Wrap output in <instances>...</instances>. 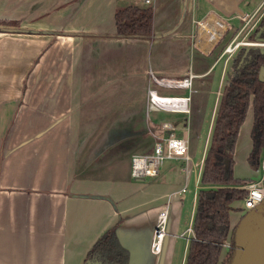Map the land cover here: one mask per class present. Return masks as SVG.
Instances as JSON below:
<instances>
[{"label": "crops", "instance_id": "obj_1", "mask_svg": "<svg viewBox=\"0 0 264 264\" xmlns=\"http://www.w3.org/2000/svg\"><path fill=\"white\" fill-rule=\"evenodd\" d=\"M165 1L148 5L154 10L153 37L122 38L115 20L117 9L129 5L122 0H0V264H85L94 243L114 227L130 251L129 264L186 263L193 238L186 231L195 221L200 174L222 94L199 164L198 90L168 82L191 74L195 82L222 59L224 81L229 59L224 49L244 31L242 13L249 12L241 7L245 0H204L201 16L194 0H168L163 10ZM263 6L259 1L252 14L259 17ZM186 8L201 17L195 26L182 19ZM234 18L242 26L222 46L231 29L226 20ZM219 19L223 30L211 40ZM180 22L170 39L156 37ZM188 39L204 54H214L218 45L221 52L206 61L208 68L199 55L195 67L187 58ZM150 90L193 95L192 109H159L150 104ZM170 132L188 140L191 159H166L157 176L134 178L133 155L153 150L154 133L164 138ZM251 146L252 140L243 171L236 172V160L235 174L255 180L261 165L249 163ZM168 203L170 233L163 253L154 254L157 217ZM243 211L231 212L233 226Z\"/></svg>", "mask_w": 264, "mask_h": 264}, {"label": "trees", "instance_id": "obj_2", "mask_svg": "<svg viewBox=\"0 0 264 264\" xmlns=\"http://www.w3.org/2000/svg\"><path fill=\"white\" fill-rule=\"evenodd\" d=\"M116 35L122 38H151L154 10L151 6L128 5L115 13ZM247 42L264 43V14L247 37ZM264 45L242 44L233 56L221 96L201 172L200 188L185 264H231L235 254V229L231 212L244 201L242 186L252 179L236 176L234 153L240 130L252 108V146L249 163L258 168L264 157ZM243 215L244 212H243ZM230 241L231 246L224 243ZM89 251L85 264H129L130 251L120 242L116 227L100 236ZM226 250V251H225Z\"/></svg>", "mask_w": 264, "mask_h": 264}, {"label": "rangeland", "instance_id": "obj_3", "mask_svg": "<svg viewBox=\"0 0 264 264\" xmlns=\"http://www.w3.org/2000/svg\"><path fill=\"white\" fill-rule=\"evenodd\" d=\"M194 1L199 3V15L201 16L202 12L204 11V5L203 4H205V2H204V0H194ZM259 1H261V0H247V1L245 0V2L241 5V7H244L245 11H248L249 14H252L253 8L256 7V4H258ZM122 2H124L125 4H129V5H140V6L151 5V3L150 4L145 3L143 0H122ZM167 3H168V0L165 1V5L163 7V10H165V6ZM263 14H264V8H262V10H261V16ZM199 15L197 13L193 14L192 11H189V10L187 11V8H186V11L184 12V14L182 16V19H183V21H187L189 19L191 21L193 20V23L195 26V22H197L196 20L198 18H201V17H199ZM165 17H166V15L164 13L160 16V19L161 20L165 19ZM176 18H177V15H176ZM259 20H260V18L258 19V21ZM226 21L229 23V25H231V29L224 33L225 37L223 38V40L221 42L222 46H223V44H225V42L230 40V38L235 35V33H236L235 31L242 26V21L239 18H234L232 21L227 19ZM180 26H181V22L178 23L177 25L174 24L171 28H168L169 31H166L164 33L157 32L156 37L164 36V38H165L164 41H166V40L171 38V32L176 31L178 28H180ZM254 27H252L250 25L247 28H245L244 31L238 33V35L235 37L236 39L234 40L233 47L231 49L229 48L230 49L229 51H226L228 45L225 47L224 53H225V55H227V57H229V59H228L226 66H225L226 73H224V75H223L224 81L221 82V78H222L221 73H222V70L224 68V59L219 60L216 63H214L212 65L211 70L204 77H201V78L196 77L195 82H193L194 76L192 77L191 87L195 86L194 88L198 90L197 94L194 95V104H195L194 107H195V110L198 111L196 114V118L198 119L197 121L199 123H201L200 129L194 128L198 131V134H200V138L197 139V141H196V154L197 155L195 156L196 162L199 164H201V159H202V156L204 154V147H205L206 138L208 136V131L212 126L214 108H215L221 94H223V92H224L225 84L228 82L229 73L232 72L233 56L235 55L236 50H237V48L234 49V46L237 43V41L238 42L240 41V43H241L240 45H242L243 42H247L246 39L252 33ZM197 39L198 38L196 37V40ZM185 42L189 45L187 58H188L189 62L192 61V63L194 64L195 67H196V62L198 60L199 55H202L205 57V62L208 60L214 61V58L217 56V54H219L221 52V47L218 45L214 54H211V55L204 54V52L199 50V48L190 44L189 39ZM258 43H261V42H258ZM204 64H205L204 65L205 68L209 67V64L207 62ZM193 72L194 71L191 70V72H189V73H193ZM192 96L193 95L189 96V98H190L189 99V107L191 109H192V105H193L192 104V101H193ZM198 122H197V125L199 124ZM252 123H253V112H252V108H251L247 113L246 121L244 122L242 130L240 131L241 133L238 136L239 140H237L236 149H235V153H234V158H235V160H237L236 172H239V173H242L243 167L246 164L247 151L250 147V140H251L250 139V128H251ZM199 126H200V124H199ZM199 126L197 128H199ZM194 127H195V125H194ZM206 153H205V157H206ZM259 176L257 175V178H255V180L258 179ZM200 181H201V174H200L199 182ZM191 187L194 188L193 184L191 185ZM189 205H191V207H192L191 203H189ZM188 208L190 211L191 208L190 207H188ZM241 208L244 209V203H242ZM189 213H190V215H189L190 217L186 223V226H189L190 222L192 221L191 220V218H192L191 212H189ZM191 223L193 225V221ZM190 236L193 237L194 234L192 233Z\"/></svg>", "mask_w": 264, "mask_h": 264}, {"label": "built area", "instance_id": "obj_4", "mask_svg": "<svg viewBox=\"0 0 264 264\" xmlns=\"http://www.w3.org/2000/svg\"><path fill=\"white\" fill-rule=\"evenodd\" d=\"M145 3L150 4L151 0H143ZM257 13L245 14L242 16V21L245 23L243 29L248 26L254 27L258 19L256 17ZM234 41L227 46L226 51H229L233 47ZM240 41L235 44L234 49L240 46ZM243 44H259L264 45V43L256 42H243ZM230 48V49H229ZM233 49V50H234ZM192 77L185 78L183 80H171L169 85L174 87H190L192 85ZM189 97L186 96H161L158 95L155 90H150L149 101L150 104L163 110L172 112H189ZM164 128L173 129L169 123L164 124ZM154 135L158 138L155 143L153 150L150 153H138L133 155L131 161V174L134 178H145L154 177L159 174L160 167L164 160L174 159V158H184L187 162L191 159V154H189V144L188 140L185 138L175 137L173 132H170L169 136L160 138L157 134ZM261 175L258 179L252 180L242 187L248 189L247 195L243 201L244 203V214L248 211L259 207L260 204L264 202V158L261 162ZM185 190V189H184ZM165 204V207L159 212L151 244V249L154 254L163 253L164 242L166 237L169 235V205ZM187 235L194 234L193 226L187 229ZM186 234H182L185 236ZM225 247H230L231 242L227 241L224 243Z\"/></svg>", "mask_w": 264, "mask_h": 264}, {"label": "water", "instance_id": "obj_5", "mask_svg": "<svg viewBox=\"0 0 264 264\" xmlns=\"http://www.w3.org/2000/svg\"><path fill=\"white\" fill-rule=\"evenodd\" d=\"M234 247L231 264H264V202L242 216L236 225ZM87 264L102 263L89 261Z\"/></svg>", "mask_w": 264, "mask_h": 264}, {"label": "bare ground", "instance_id": "obj_6", "mask_svg": "<svg viewBox=\"0 0 264 264\" xmlns=\"http://www.w3.org/2000/svg\"><path fill=\"white\" fill-rule=\"evenodd\" d=\"M218 23H216L217 24V26H219L220 28H216L218 31H212L210 34L211 35H209V38L211 39V40H213V39H216L217 37H218V35H219V31H222L223 29V27H224V24H223V22L219 19L218 21H217ZM206 25H207V23H205ZM206 25H202L203 27H206ZM208 26V25H207ZM171 83H173V82H171Z\"/></svg>", "mask_w": 264, "mask_h": 264}]
</instances>
